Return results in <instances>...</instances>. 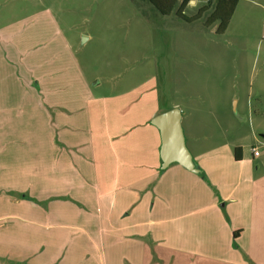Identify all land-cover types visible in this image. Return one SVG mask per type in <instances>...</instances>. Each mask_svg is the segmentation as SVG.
<instances>
[{
    "label": "crops",
    "instance_id": "obj_1",
    "mask_svg": "<svg viewBox=\"0 0 264 264\" xmlns=\"http://www.w3.org/2000/svg\"><path fill=\"white\" fill-rule=\"evenodd\" d=\"M30 42L0 39V264H264V153H206L183 116L197 171L164 167L172 108L56 85Z\"/></svg>",
    "mask_w": 264,
    "mask_h": 264
},
{
    "label": "rangeland",
    "instance_id": "obj_2",
    "mask_svg": "<svg viewBox=\"0 0 264 264\" xmlns=\"http://www.w3.org/2000/svg\"><path fill=\"white\" fill-rule=\"evenodd\" d=\"M208 3L190 1L188 22L147 0H0V39L8 51L27 36L37 54L49 49L56 85L84 80L100 99L177 106L187 132L209 136L206 153H264V10L240 6L217 33L218 23L207 26L211 7L194 20Z\"/></svg>",
    "mask_w": 264,
    "mask_h": 264
},
{
    "label": "water",
    "instance_id": "obj_3",
    "mask_svg": "<svg viewBox=\"0 0 264 264\" xmlns=\"http://www.w3.org/2000/svg\"><path fill=\"white\" fill-rule=\"evenodd\" d=\"M182 117L181 109L174 107L155 116L152 120V124L160 130L162 137L163 166L167 167L176 162L188 170L197 171L193 156L186 143Z\"/></svg>",
    "mask_w": 264,
    "mask_h": 264
},
{
    "label": "trees",
    "instance_id": "obj_4",
    "mask_svg": "<svg viewBox=\"0 0 264 264\" xmlns=\"http://www.w3.org/2000/svg\"><path fill=\"white\" fill-rule=\"evenodd\" d=\"M152 7L163 16L171 15L176 12L179 17L185 21L192 22L191 19L184 16L183 11L188 6L191 0H147ZM239 0H209L208 5L200 8L194 16V20H199L204 13L211 9L208 17L207 26L218 23L217 33H224L233 17ZM235 153L238 159V153H241V148H236Z\"/></svg>",
    "mask_w": 264,
    "mask_h": 264
},
{
    "label": "built area",
    "instance_id": "obj_5",
    "mask_svg": "<svg viewBox=\"0 0 264 264\" xmlns=\"http://www.w3.org/2000/svg\"><path fill=\"white\" fill-rule=\"evenodd\" d=\"M191 1H192V0H191ZM257 150H258V149H257L256 147H253V148H252V152H253V153H256Z\"/></svg>",
    "mask_w": 264,
    "mask_h": 264
}]
</instances>
